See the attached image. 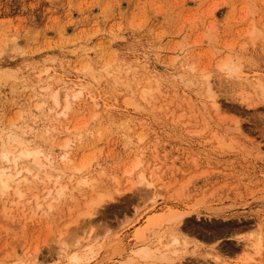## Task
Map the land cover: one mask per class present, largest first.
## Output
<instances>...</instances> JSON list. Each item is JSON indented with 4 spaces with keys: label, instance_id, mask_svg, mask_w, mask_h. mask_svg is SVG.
Here are the masks:
<instances>
[{
    "label": "rangeland",
    "instance_id": "obj_1",
    "mask_svg": "<svg viewBox=\"0 0 264 264\" xmlns=\"http://www.w3.org/2000/svg\"><path fill=\"white\" fill-rule=\"evenodd\" d=\"M22 149L55 163L22 204L67 188L44 214L0 195V264H264V0H0V154Z\"/></svg>",
    "mask_w": 264,
    "mask_h": 264
},
{
    "label": "bare ground",
    "instance_id": "obj_2",
    "mask_svg": "<svg viewBox=\"0 0 264 264\" xmlns=\"http://www.w3.org/2000/svg\"><path fill=\"white\" fill-rule=\"evenodd\" d=\"M228 66H229V62H225L223 64L222 68L228 67ZM239 69H240V67L238 68L237 65H235L234 67H232V66L231 67H228V70L230 71V74L237 73L236 71H238ZM46 76H47L48 79H51L52 78L50 75H46ZM237 76L239 77V74H237ZM47 78H46V80H47ZM256 88H259L260 90H263V87L261 86L260 83H258V85L256 86ZM46 89L47 90L48 89L51 90L52 88L51 87H47ZM82 89H83V84H82V82H79L76 85V88L72 89L71 91H65V93L63 94V102H65V104H64L63 108L61 109V111L58 114H60V115L61 114H65L66 113V110L69 111L68 108H69L70 105H72V101L73 100L75 101L76 99H78L81 96ZM51 96H52L53 102L55 103V106L56 107H60V104H62V103H60V100L61 99L59 98V90L58 89L54 90L52 92V95ZM211 104H212L211 107H213L215 110H218L219 109V104H218V102H217L216 99H212ZM52 125H53V123H52ZM57 133H59V132L57 131ZM13 139H16V137L14 136ZM67 154L63 155L62 156V159L65 161V164L64 165H67L68 166V169L67 170H69V173L67 172V174H68L67 179H68V182L69 183H73L74 182V185H75L74 186V188H75L74 190H77V191L80 192V190L84 186H90V187L93 186V184H89L88 181H86V180H82L81 181V180H78L75 177V170L73 172L72 169H71L72 168L71 167L72 166V162H73V156L71 157L72 158L71 159L70 156L67 155ZM38 155H39V152H37V151H31V150H26V149L20 150V152L17 155H13L9 151H2L1 152L0 157L5 161L6 166L0 167V195H5L10 190H11V192L13 191V195L14 194L17 195L16 196V199L17 200L16 201H13V203L12 202L10 203L9 200H6L8 203H10L9 204V207L7 206L8 207L7 209L4 208L5 209L4 211H6L7 214L9 212H11L12 209H15V210H19L20 209L21 210L20 213L22 215H24V213L26 214L27 211L28 212H33L35 214H37V213H41V214L48 213V211L53 208V205H54L53 204V201H55L57 199V197L59 198L60 196H63L64 195V189L67 188V187L60 186L58 189L55 188L57 186V184L60 183V182H58V179L56 178L58 176V174H57V176L55 177L56 180L53 181V184L55 185V187L53 186L54 189L53 188H48L46 190L47 193H46L45 197L44 198L42 197L43 199L40 200V198L37 195H34V196H32L31 198L28 199V202H29L28 205H25V204H22L21 203V201H22L21 199H23V197L25 196V194L23 192V188H25L26 186H28L29 184H31V182H32L31 178L33 177L35 179L40 180L41 183L42 182L44 183V182H46V179H48V180L50 179L49 176L51 174L49 173L50 174L49 175L47 173L49 176H46V177H43L42 178V176H40L39 170L40 169H43V168H46L47 166L48 167L50 166V169H53L54 168L53 167L54 160L51 158L50 155H47L46 154L45 158L43 159L44 160L43 161L44 164L43 163H40V161H39L40 159L37 158ZM30 160L32 161L33 166L30 164V162H31ZM83 168H84V166H81V168L78 167L77 168V172L82 171ZM61 169H64V168L62 167ZM34 170H37V172L34 173L33 172ZM46 170L48 171V169H46ZM128 173H130V172H128ZM62 174H63V172H62ZM67 174H65V175H67ZM62 176L63 175H61V177ZM50 177H52V176H50ZM52 180H53V178H52ZM141 180H143V179H141ZM64 183H65V181H64ZM47 184H48V182H47ZM51 187H52V185H51ZM26 188H25V190H26ZM53 193H55V194L53 195ZM101 201H102V199L99 200V202H101ZM86 214L89 215V214H91V212H89V210H88L86 212ZM177 217H179V221H182L183 220L182 219L183 218L182 216H181V218H180V216H177ZM241 228H243V227H235L232 230V231H234L232 233H235V231L241 230ZM230 231H231V229H230ZM230 234H231V232H230ZM235 236H237L240 239L242 237V235H238V234L235 235ZM175 242H176V239H175ZM250 247L254 251L253 252L254 255H260L261 254V251L264 250V245L262 243V239L260 237L256 238L255 241H252ZM227 250H230V252H233V253L236 252V250H233L232 248L231 249L228 248ZM134 254H136L138 256H141L144 259H148V260L158 259V260L163 261V262L168 263V264L172 260L169 257V255H168V251L154 250V249H152L149 246H143L141 248H138L136 251H134ZM68 259L71 262H79L81 260L80 257H79V255L76 252L73 253V254H71ZM132 259H134V258H132ZM249 259H252V256H250ZM129 261H131V259Z\"/></svg>",
    "mask_w": 264,
    "mask_h": 264
}]
</instances>
